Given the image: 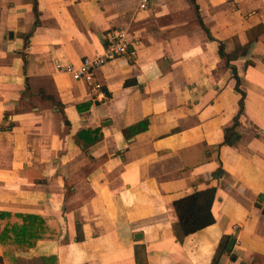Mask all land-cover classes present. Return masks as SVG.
<instances>
[{
    "label": "crops",
    "instance_id": "obj_1",
    "mask_svg": "<svg viewBox=\"0 0 264 264\" xmlns=\"http://www.w3.org/2000/svg\"><path fill=\"white\" fill-rule=\"evenodd\" d=\"M114 30L99 88L57 68ZM210 187L215 222L180 241L174 201ZM0 213L45 221L0 264H211L232 238L218 264H264V0H0Z\"/></svg>",
    "mask_w": 264,
    "mask_h": 264
},
{
    "label": "trees",
    "instance_id": "obj_2",
    "mask_svg": "<svg viewBox=\"0 0 264 264\" xmlns=\"http://www.w3.org/2000/svg\"><path fill=\"white\" fill-rule=\"evenodd\" d=\"M35 14H36V22L35 25L39 24V17L37 7L35 6ZM220 53L222 58L227 59V63H230V56L224 52L223 43L220 46ZM234 73L237 79V91L241 94V98L239 100V112L234 118V124L230 128H226L225 130V140L224 143L231 144L233 136L236 134V128L239 126V116L242 114L244 110V99L246 97V92L241 89V80L238 77L236 70L234 69ZM148 128V124L146 122H141L130 129H133L134 132L145 131ZM222 172V169L219 168L216 175H219ZM218 195L217 187H210L204 190L195 191L186 196L180 197L174 201L173 206L175 213L178 217V222L174 226L175 234L180 241L197 231H200L207 226L213 224L215 222V214L213 211L214 203ZM7 215V217H11V214L8 213H0V219ZM21 217L23 222L21 225H15L12 223H8L3 226L2 222V232L0 234V239L3 242L4 234L7 232L15 231L17 234L16 239L25 243L27 246H32L35 242L40 239L42 236L41 232L44 230L45 221L40 216L34 215H17ZM11 225V226H10ZM15 225V226H14ZM228 239L224 242L220 243L216 253L212 258L211 264H218L221 256L227 252Z\"/></svg>",
    "mask_w": 264,
    "mask_h": 264
},
{
    "label": "built area",
    "instance_id": "obj_3",
    "mask_svg": "<svg viewBox=\"0 0 264 264\" xmlns=\"http://www.w3.org/2000/svg\"><path fill=\"white\" fill-rule=\"evenodd\" d=\"M146 1L141 6L145 7ZM129 52V41L125 30H114L108 34V44L102 54H97L93 57L86 56L79 64H68L66 66L57 64L59 70L65 71L73 79L93 85L94 88H99L100 83L97 80V70L107 62L124 56Z\"/></svg>",
    "mask_w": 264,
    "mask_h": 264
},
{
    "label": "water",
    "instance_id": "obj_4",
    "mask_svg": "<svg viewBox=\"0 0 264 264\" xmlns=\"http://www.w3.org/2000/svg\"><path fill=\"white\" fill-rule=\"evenodd\" d=\"M234 139H236V137H235ZM234 243H235V238H232V239L230 240V243H229L228 248H229V249H232Z\"/></svg>",
    "mask_w": 264,
    "mask_h": 264
}]
</instances>
